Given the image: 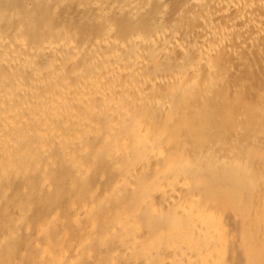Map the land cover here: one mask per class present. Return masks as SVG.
<instances>
[{
  "label": "bare ground",
  "instance_id": "6f19581e",
  "mask_svg": "<svg viewBox=\"0 0 264 264\" xmlns=\"http://www.w3.org/2000/svg\"><path fill=\"white\" fill-rule=\"evenodd\" d=\"M55 1L54 9L60 7L64 15L70 13L80 22L95 15L105 21V27L99 35L95 36L96 31L94 36L80 38L78 31H63V26H59L62 31L51 32L47 24L42 35L28 38L26 33L34 28L35 20L28 19L24 12L26 18L22 19L21 7H17L6 14L18 18L4 23L0 8V204L3 198H11L13 183L28 188L12 204L8 202L11 216L4 228L0 226V264H77L86 254L94 258L93 264H141L142 257L150 258L158 244L160 249L152 264H220L224 246L219 239L223 228L220 215L213 209L195 206L200 196L197 185L206 177L202 173H206L210 158L218 155L216 144L226 147L225 157L232 151L228 150L231 146L237 150L234 157L238 162L250 158L249 164H263L258 146L264 143L259 144L263 139L258 137L256 124L264 117V106L250 118L244 133L247 143L223 138L219 133L224 119L221 100L228 102L231 84L223 82L219 84L222 88H217L215 82L227 80V62L230 66L243 64L237 54L243 51L244 44L256 49L263 44L264 0H184L176 9L162 0L150 29H145V24L124 33L115 29V15L123 8L147 15L152 0ZM31 2L22 0L29 6ZM189 15H195V21L190 22ZM191 39L196 40L195 59L169 70L154 68L173 47L180 54L187 53ZM229 47L235 48L231 58L220 61ZM261 54L264 59V51ZM207 61L212 63L211 70L204 68ZM251 62L245 64L253 68ZM253 71L264 76V65H257ZM205 82L209 86L204 93L197 87ZM242 91L241 95L245 94ZM198 95H204L207 105L215 109H195L192 113ZM185 96L192 107L191 114L180 109ZM160 104L166 111L158 115ZM93 139L98 143L94 144ZM55 145L60 146L63 157L74 169L69 185H75V176L85 178L100 165L107 168V162L98 165L100 157L123 166L122 171L116 176L113 173L109 187L96 185L82 199L69 201L82 229L76 242L72 241L74 244L65 239L56 245L57 235L63 233L68 238L70 230H63L68 215L52 210L36 227L28 220L34 228L29 227V235L16 242L13 252H9L4 247L8 244L9 248L13 233L24 226L35 200L26 172L37 169L42 176L38 175L36 182L39 177L38 185L49 187L54 176L51 179L46 174V166L62 160L49 153ZM188 159L202 169V179L196 181L182 168L181 163ZM69 171H65L66 175ZM124 185L138 190L135 203L119 205L113 216L107 213L100 218L98 213L88 212L102 202L111 203ZM143 208L152 213L169 212L175 226L157 228L142 236L136 215ZM181 218H186V222L180 223ZM260 218L264 222V212ZM0 219L3 220L2 215ZM196 234L203 238L197 240ZM106 239L112 242L105 245ZM34 250L33 258H29ZM17 254L20 256L16 257ZM92 261L89 260L90 264Z\"/></svg>",
  "mask_w": 264,
  "mask_h": 264
},
{
  "label": "rangeland",
  "instance_id": "374dc122",
  "mask_svg": "<svg viewBox=\"0 0 264 264\" xmlns=\"http://www.w3.org/2000/svg\"><path fill=\"white\" fill-rule=\"evenodd\" d=\"M161 1L162 0H152L150 2L149 8H148L151 12L149 14L143 15V16H141L140 14H137L136 12L131 11L128 8L121 9L114 17L115 29L119 28V29H117V31L120 30L119 31L120 33H124L127 31H132L138 27L140 28L141 26H144L145 24H146L145 29H150V27L152 25V21L155 18V14L158 13V11L160 10V7L162 5ZM166 1H168V3L171 4L170 6L173 7V9H176L178 6H180L182 4V2L184 0H166ZM55 4H56L55 0H44V1L43 0L42 1L41 0H33V2H31V4H30L31 6H29L27 4H26L27 5L26 6L25 4L22 3V0H0V6H1L0 8H2V10H3V15H5V16H3L2 21L4 23L5 22L6 23H11V22L13 23V21L18 17L13 18L11 16L8 17L7 15L10 14V11H12L13 9H16L17 7H18L17 9H19L21 7L20 10L22 13V19L25 20V18L28 17V19L32 18L35 20V22H33L34 28H31V30H29L30 32L27 31V33H26V36L28 38H31V35L32 36L38 35V34L42 35L43 34V28L47 24H49L48 30L51 32H53L56 29H57L56 32L60 31V30L62 31V28H60V27L63 26L64 27L63 31L66 28L67 29L71 28L70 30H75L76 32L78 31L77 33H78L80 38L90 37L96 31L97 32L95 33V36L99 35L102 32V28L105 27V21L103 19L99 18L98 16L93 15V16H91V19H89V20L85 19L82 22H80L75 17H72V15L70 13H67L66 15L61 13L62 11H61V9H59L60 7L54 9ZM69 9L72 10V6L69 7ZM23 12H24V15L26 17L23 15ZM25 12H27V14H25ZM6 13H8V14H6ZM23 16H24V18H23ZM189 16L190 17L192 16V19L189 20L190 22L193 20L195 21V19H196L195 15H189ZM4 17H6V18H4ZM189 21H188V23H189ZM139 22H143V24L139 26L138 25ZM89 24L92 25V28L90 27ZM94 29H96V30H94ZM80 32L83 34H80ZM83 35H84V37H83ZM195 36H196V34H195ZM262 43L263 44H261V47L259 44L257 49L255 47H252L251 44L250 45L246 44L247 48H246L245 44L243 45V47H244V48L242 47L243 51L240 50V52H242V53L238 52V54H237L239 56V58L242 60L241 62L243 64H241V65L230 66L227 62L228 60L227 61L225 60V59L231 58L235 48H231V47L227 48V54L223 57L224 59L223 58H222L223 60L220 59V61L227 62L225 64V69L230 74H227V72H226L227 80L222 81L221 79H219L218 81H216L217 80L216 79L215 85L217 86V84H218L217 88H220L221 85H219V84H223V82H225V84H228V81H229V83L231 84V86H230L231 89H230L229 93L230 94L232 93V95L228 94L227 100H226L228 102L221 100L224 104V106L222 108L223 112H224V119L222 120L221 125H220V129L222 131H220L219 133H221V136L223 138H225V137L230 138L231 141L239 140V143H243V144L248 142L244 133H245L246 129H248L250 126V118H252V116L258 111L259 108L264 106V76H261L260 74L253 73L254 67H256L259 64L264 65V59L261 58L263 56L261 53L264 51V48H263L264 47V41ZM127 49H131V47H128ZM186 50H188V52L184 53V55H183V54H180L178 52L176 47H173V48H171L170 51H168L165 54V56L163 57L161 62L156 63L155 67L152 66L150 68H153V67L159 68V66H161V68H165V69L169 70V69H173L175 67H178V65H180V63L183 64V63H186V62L188 63L189 61H192L193 59L196 58V56H195V54H196L195 50H197L196 40H193V39L188 40ZM177 52L179 53V55ZM246 61L247 62L252 61L251 63L254 64L253 68H251L248 63L245 64ZM226 65L228 67H226ZM204 68H205V70H209V69L211 70L213 68L211 61H207L205 63ZM231 74L232 75L234 74L233 75L234 77ZM213 77L215 78L216 74L213 73ZM208 86H209V83L205 82V83L199 85L197 88L199 90H201V92L205 93L208 90ZM200 88H202V89H200ZM242 89L245 93V94H242L243 96L241 95ZM221 90H223V89H221ZM224 95L225 94H221V95L218 94V97H222ZM198 97H199V101L196 100L197 102H196V107L194 108V111L191 109L192 107L189 105V103L186 102V98L188 99V96H185L183 98L184 100L183 99L181 100V102H180L181 108L180 109L185 113H186V111H187V113L189 112V114H191L190 110H192V113H193V112H195V109H196V111L198 110V112L211 110L213 108L215 109V107L213 105L212 106L207 105V103L205 102V99H204V97H205L204 95H202V97H201V95H198ZM242 97H243V99H242ZM240 101H242V103ZM160 105L157 107L158 115H160L166 111L162 107L164 105H162V104H160ZM256 129L259 132V135H258L259 139H261V140L263 139V142L259 141V144L260 143L263 144L264 143V117L262 118V120L260 122H258L256 124ZM230 131H231V133H230ZM228 135H229V137H228ZM261 136H263V137H261ZM158 140H159V137L157 135L156 141H158ZM92 142H94V144L98 143V141L97 140L94 141V139ZM258 147H260V151H261L260 155L263 159L261 161L263 164H257V163L249 164L250 158H248L243 163H241L240 161L238 162V160L234 157L237 153V150L236 149L233 150L231 146H229L228 150L231 149L232 151H230V154H228L225 157V155L223 154V151L226 149V147L223 146L222 144L221 145L220 144L215 145L214 149L218 155L210 158L209 167L205 169L206 173H202V169L195 166L193 164V161H190L189 159L184 160V162L181 163L183 165L182 168L185 171L189 172L191 174L192 178L195 179L196 181H198L199 178L202 179L200 173H202L203 175H206V177L204 178L203 181H198L199 184L197 185V188L199 190L200 196H199V200H198L197 204H195V206L198 205V206H202L201 208L213 209V210L217 211L218 214L220 215V220H221L223 228L221 231L222 236H220L219 239L221 238V240H223V242H224V246H223V250H222V262L220 264H264V222L260 218V215H262V213L264 212V197L262 195V193H264V144L262 145V147H261V145H259ZM55 148H56V150H54ZM57 148H58V150H57ZM59 149H60V146L55 145L54 148L51 149V151L49 152L52 154H57L59 157V160L62 159V160L58 161V163L54 166H51V167H49L50 165L46 166V168L48 167V170H49V171L45 170L46 174H48L51 177V179L54 176V181L52 182V184L49 187L48 186H42L41 187L38 185L40 179L38 177V180H37L38 183H37L36 177L38 175L42 176V173L38 174L39 171L37 169H35V170L30 169L26 172L27 177L29 176L27 179L29 181L28 186L31 183L29 186V191L30 192L32 191V192L31 193L29 192V193L31 194V197H33L35 200H34V204L32 206L31 213H29L24 219V221H25V222H23L24 226L21 227L17 232L13 233L12 237L10 238V242L13 239H14V241L11 243L9 242V248L7 246L8 244L5 247L3 246L6 250L8 249L9 252H11V249L14 247V244L16 242L21 241L20 239H25L29 235L28 230H30L33 226L36 227V225L38 224L40 219L45 218L46 215L48 216L52 210H57L59 215H63V214L68 215V216L66 215L67 216L66 217L67 224L64 226L63 230H68V229L70 230L68 238H66V236H64L63 233H60L57 235V237L55 238L56 245L57 246L61 245L63 242H65V239H69L71 241V243L74 244V242H76V239L79 237V235H81L82 229H81V225L79 224V222H80L79 219L72 212V209L69 206V201L73 200V198H78L77 200L82 199L83 196H85L87 194V192H90L91 190H93L96 185H98L100 187H109L111 184V180H113V178H114V174L116 176L118 173H120L122 171V168H123V166H119L118 163H113L111 161H108L105 158L100 157L102 159H100V158L97 159L98 165L99 164L103 165V164H106V162H107V165H108L107 168L106 167L104 168V166L100 165V169L99 168L96 169L95 170L96 172L94 171V174H92L93 172H91L90 175L85 177L87 179L79 178V177L75 176V185L76 186L75 185H69L68 179L72 175L74 176V169H73L72 165L70 163H68V160L63 157L61 149L60 150ZM60 156H62V157H60ZM85 157H87V156H85ZM44 159L46 160V157ZM101 160H103V162L104 161L105 162L103 163ZM108 162H111V164ZM114 164L116 167L115 166L113 167ZM107 165H105V166H107ZM67 166H69V167H67ZM51 168H52V170H50ZM67 169H68V171L70 170L69 171L70 175L69 174L66 175L68 173V172L65 173V171H67ZM105 169H106V171H105ZM32 170L35 171V173L32 172ZM102 170L105 172H103ZM119 170H121V171H119ZM29 173H30V175H28ZM31 173H33V175H31ZM95 173H98V174L96 175ZM63 175L65 178L63 177ZM207 175H208V177H207ZM102 176H104V177H102ZM62 177H63V180H61ZM97 177H98V180H97ZM108 177L110 179H108ZM65 180H66V182H65ZM56 182H58V183H56ZM92 183H94V184H92ZM32 185H33V187H32ZM260 185L262 187H260ZM18 187H20V188L18 189ZM23 188H24V190H23ZM30 188H33V189H30ZM77 189L79 191H77ZM27 190H28V188H25L22 185L20 186L19 183H13V186L11 189L12 194L10 196L11 198L5 197L2 199V202H5V204H3L2 202L0 204V205L3 204L2 206H0V209H1L0 215H2V217H3V220L0 219L1 228H4L6 225V222H8L10 219V216H11L10 215L11 214L10 213V211H11L10 205L12 204L11 202H13L21 193H23ZM67 192H68V194H66ZM72 192H73V194H72ZM137 192H138V190L135 189L134 187L124 185L122 187V189H120L118 194L112 199L111 203L102 202L101 204H99L95 207H92L91 210H89L88 212L93 213V214L98 213L97 215H99L100 218H102L107 213H109L110 216H113L114 215L113 212L115 211L116 208H118L119 205H121V204L124 205V204H128V203H130V204L135 203L134 201L137 198ZM38 193H40V194L38 195ZM254 193H255V195H254ZM46 196H49V198ZM58 196L64 197L63 200H61L62 198L60 199V197H58ZM75 196H77V197H75ZM44 197H46V200ZM50 197H51V199H50ZM158 197L160 198L162 196L160 195ZM253 197H254V199H253ZM65 198H67V199L65 200ZM36 200H37V202H36ZM47 200L48 201L51 200V201L48 202ZM8 202L11 204H9ZM42 204L45 206L43 207ZM62 205H64V206L66 205L65 207H69L70 209L65 208ZM49 207H51V208L49 209ZM7 208H9V209H7ZM57 208H59V209H57ZM48 209H49V211H48ZM46 213H48V214H46ZM168 215H169V217H168ZM136 218L141 223L142 236H147V235L153 233L157 228H166L169 226L173 227V226H175V223H176L174 217H172V214H170L169 212L161 210L159 213H152L149 211L148 208L141 209L137 213ZM28 220L33 224V226L31 225V223ZM186 220H187L186 218H181L179 222L183 224L186 222ZM75 221H76V223H75ZM28 223H30V226H26V225H29ZM70 226L72 229L70 228ZM29 227H30V229H29ZM67 227H69V228H67ZM23 228H24L25 232H22V231H24V230H21ZM93 229L94 228H92V232L97 230V227L94 230ZM24 234H25V237L23 238ZM61 234L63 236H61ZM15 237H17V238L15 239ZM196 238H197V240H201L203 238V236H201L200 234H196ZM72 241H74V242H72ZM110 242H112V239H106L104 243H105V245H108ZM13 249H12V252H13ZM154 249L156 251L153 250V252H152L153 254H150V258H148L146 256L142 257L143 262L141 264H152V261L156 255L158 249H160V244L156 245ZM35 250L28 254L29 258H31V257L33 258V256H34L33 253H35ZM19 256L20 255L17 254L16 257H19ZM89 260L92 261V260H94V258L90 257V255L86 254V257H84L82 259H78L76 263L77 264H85V263L90 264ZM79 261H81V263ZM87 261H88V263H87ZM94 261H92L91 263L93 264Z\"/></svg>",
  "mask_w": 264,
  "mask_h": 264
}]
</instances>
